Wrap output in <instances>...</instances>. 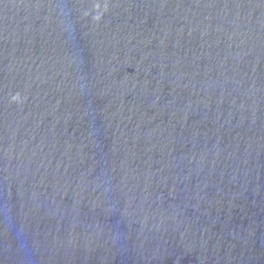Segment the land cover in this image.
Listing matches in <instances>:
<instances>
[{
	"label": "water",
	"instance_id": "1",
	"mask_svg": "<svg viewBox=\"0 0 264 264\" xmlns=\"http://www.w3.org/2000/svg\"><path fill=\"white\" fill-rule=\"evenodd\" d=\"M0 264H264V0H0Z\"/></svg>",
	"mask_w": 264,
	"mask_h": 264
}]
</instances>
